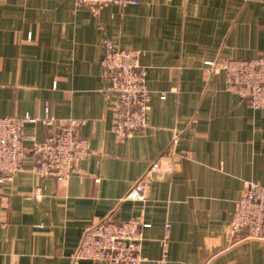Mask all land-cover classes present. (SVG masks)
<instances>
[{
    "label": "crops",
    "instance_id": "crops-1",
    "mask_svg": "<svg viewBox=\"0 0 264 264\" xmlns=\"http://www.w3.org/2000/svg\"><path fill=\"white\" fill-rule=\"evenodd\" d=\"M131 1L92 10L0 0V116L42 118L49 107L83 119L76 131L91 150L65 183L38 174L30 152L0 183V264H104L72 254L109 215L148 224L141 264H264V238L228 231L245 181L264 184V108L205 65L264 54V0ZM107 39L140 50L147 70V126L127 138L114 132L120 112L105 91ZM24 131L30 150L53 127L38 119ZM156 160L147 198H126Z\"/></svg>",
    "mask_w": 264,
    "mask_h": 264
},
{
    "label": "built area",
    "instance_id": "built-area-1",
    "mask_svg": "<svg viewBox=\"0 0 264 264\" xmlns=\"http://www.w3.org/2000/svg\"><path fill=\"white\" fill-rule=\"evenodd\" d=\"M77 1L92 10L109 3H136L131 0ZM104 49L101 64L103 75L108 79L105 91L115 100L120 112L114 132L119 138H127L147 126L150 108L147 70L140 63V50L120 47L111 39L105 40ZM205 65L209 73L223 71L228 89L245 98L252 107L264 108V54L249 60H207ZM38 119L53 127V131L40 141L32 137L33 145L28 150L24 127L27 122ZM84 123L79 118L59 120L49 107L45 108L42 118L30 113L22 117L0 116V183L25 168L28 152L33 157L38 174L53 178L58 183L67 182L77 163L91 153L88 139L76 131V127ZM161 168L159 160L152 162L125 197L145 200L153 176ZM34 195H41L40 187ZM146 226L148 224L140 217L120 219L109 215L86 227L79 247L72 254V262L90 259L104 264H141L145 259L142 241ZM228 231L233 240L264 238V184L245 181V192L237 202Z\"/></svg>",
    "mask_w": 264,
    "mask_h": 264
}]
</instances>
